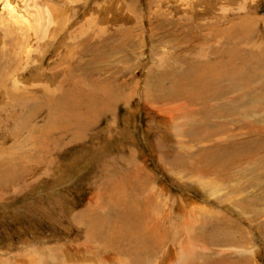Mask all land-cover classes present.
I'll use <instances>...</instances> for the list:
<instances>
[{
    "label": "rangeland",
    "instance_id": "obj_1",
    "mask_svg": "<svg viewBox=\"0 0 264 264\" xmlns=\"http://www.w3.org/2000/svg\"><path fill=\"white\" fill-rule=\"evenodd\" d=\"M81 1L0 24V264H264V0Z\"/></svg>",
    "mask_w": 264,
    "mask_h": 264
},
{
    "label": "bare ground",
    "instance_id": "obj_2",
    "mask_svg": "<svg viewBox=\"0 0 264 264\" xmlns=\"http://www.w3.org/2000/svg\"><path fill=\"white\" fill-rule=\"evenodd\" d=\"M80 1L58 0V2H54L53 0H49L39 5L40 3L37 0H17V2L4 0L3 8L6 9L7 19L11 21V25H8L4 20L0 24L7 27L17 25L18 29L26 35V44L29 42L28 37L35 38L41 32L48 35L50 41H54L64 31L65 25L68 22V10ZM18 3H24V5H19ZM70 102H74V99H70ZM93 102L91 99L88 100V104H93ZM55 111L56 108L53 112ZM57 117L58 115L53 113L50 123H53Z\"/></svg>",
    "mask_w": 264,
    "mask_h": 264
}]
</instances>
